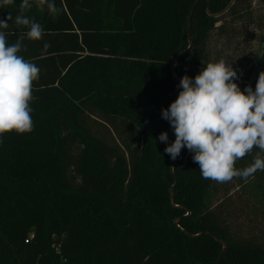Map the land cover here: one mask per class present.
<instances>
[{"label": "trees", "instance_id": "trees-1", "mask_svg": "<svg viewBox=\"0 0 264 264\" xmlns=\"http://www.w3.org/2000/svg\"><path fill=\"white\" fill-rule=\"evenodd\" d=\"M196 1L54 0L53 15L30 0L25 15L44 29L20 53L40 69L34 128L0 136V264H264V238L231 223L234 197L264 213V171L217 183L186 147L175 160L164 151L175 133L162 110L182 91L172 57L188 48L189 31L174 72L194 80L216 39L239 33L226 14L239 19L251 4L234 0L216 17L232 0ZM20 4L0 8V21L13 18L3 29L10 44L27 31L14 23ZM260 29L241 90H255L264 71V12Z\"/></svg>", "mask_w": 264, "mask_h": 264}, {"label": "clouds", "instance_id": "clouds-1", "mask_svg": "<svg viewBox=\"0 0 264 264\" xmlns=\"http://www.w3.org/2000/svg\"><path fill=\"white\" fill-rule=\"evenodd\" d=\"M41 12L45 6L50 14L60 11L54 0H34ZM14 0H0V8L12 5ZM33 6L30 0H21L14 23L21 32L14 43H9L3 29L9 28L11 14L0 21V136L6 133H30L34 82L39 79V67L20 53L23 41H39L44 29L25 15ZM51 45L45 43L43 51ZM236 70L225 60L208 62L194 80L183 76L178 98L162 110V118L169 121L175 140L164 151L175 160L183 148L194 153L202 178L217 183H228L235 178L245 181L257 171H264V71L259 73L255 90L249 85L241 90L235 82ZM162 132L159 141L167 142ZM254 149L259 151L253 162L237 168V162Z\"/></svg>", "mask_w": 264, "mask_h": 264}, {"label": "rangeland", "instance_id": "rangeland-1", "mask_svg": "<svg viewBox=\"0 0 264 264\" xmlns=\"http://www.w3.org/2000/svg\"><path fill=\"white\" fill-rule=\"evenodd\" d=\"M263 12L264 4L259 0H251L249 8L242 10L243 17L238 19L227 13L223 21L228 22L226 23L228 28H233L239 33L229 39L224 37L225 41L220 39L217 42L216 39L215 43L212 42L211 62L223 59L231 64L239 76L249 74L260 52L259 36ZM211 40L214 41L215 37ZM233 199L232 228L245 237L264 238V213H260V209L253 208V201L245 196L242 200L239 197Z\"/></svg>", "mask_w": 264, "mask_h": 264}, {"label": "water", "instance_id": "water-1", "mask_svg": "<svg viewBox=\"0 0 264 264\" xmlns=\"http://www.w3.org/2000/svg\"><path fill=\"white\" fill-rule=\"evenodd\" d=\"M197 1H198V0H197ZM197 1L195 2L194 6L196 5ZM233 3H234V0H232V1L230 2V4H229V5H228V6H227L222 12L217 13V14H214V16L219 17V16L225 14V13L230 9V7L232 6ZM192 11H193V9L191 10L190 13H192ZM188 38H189V46H188V48H187L186 50H184L183 52H181L180 54H177V55L173 56L172 59H171V63H170V68H171L172 76L174 77V79H175L178 83H180V80L177 78V76L175 75V72H174L175 62H176L180 57L184 56V55H185V54L191 49V47H192V40H191V36H190L189 31H188ZM170 94H172V93H170ZM175 182H176V181H175ZM174 185H175V184H174ZM172 203L174 204L173 194H172ZM175 222H178V220H175ZM198 235H200V234H198ZM193 236H196V235H193ZM219 241L223 244V249H222V251H221V254H222V253L225 251V249H226V244H225L223 241H221V240H219Z\"/></svg>", "mask_w": 264, "mask_h": 264}]
</instances>
